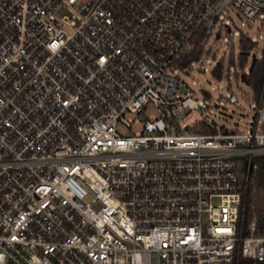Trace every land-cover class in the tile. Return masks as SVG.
Returning a JSON list of instances; mask_svg holds the SVG:
<instances>
[{
    "label": "built area",
    "instance_id": "2783aa9c",
    "mask_svg": "<svg viewBox=\"0 0 264 264\" xmlns=\"http://www.w3.org/2000/svg\"><path fill=\"white\" fill-rule=\"evenodd\" d=\"M232 15L264 20V0H0V264L264 263V232L241 231L264 83L236 132L180 77Z\"/></svg>",
    "mask_w": 264,
    "mask_h": 264
},
{
    "label": "rangeland",
    "instance_id": "374dc122",
    "mask_svg": "<svg viewBox=\"0 0 264 264\" xmlns=\"http://www.w3.org/2000/svg\"><path fill=\"white\" fill-rule=\"evenodd\" d=\"M231 22V34L222 33L219 40H216L215 35H213L206 45L208 53L199 62L194 63L186 73L180 74V77L196 93L199 101L201 100L200 96L203 94L201 90L208 92L212 103H216V108L211 110L207 117L213 120L215 124L228 131L249 132L253 94L250 87L237 81L238 64L235 63L229 68L228 61L229 56L233 55L236 58L240 54L241 37L253 40L258 46L256 52L258 54L261 52L264 42V20L258 18L254 22H244L239 17L232 15ZM259 36L261 39L258 38ZM220 63L225 68V74L217 79L212 75L211 70ZM230 95L236 97L238 105H230L226 102ZM156 114L154 107H147L140 115L126 114L125 118L140 119L143 123L146 118ZM202 120L200 114L190 111L185 112L179 119H176L175 125L180 128V133H192L197 131ZM141 129L142 124H133L131 133L139 132ZM117 132L122 136L130 134V131L122 126H117ZM253 175L255 176V174ZM249 192L251 193L250 210L252 213L249 230L252 234H258L256 232L257 220L264 213V194L258 189L255 177L247 187L246 194L248 195ZM153 264H156L155 258H153Z\"/></svg>",
    "mask_w": 264,
    "mask_h": 264
},
{
    "label": "trees",
    "instance_id": "16d2710c",
    "mask_svg": "<svg viewBox=\"0 0 264 264\" xmlns=\"http://www.w3.org/2000/svg\"><path fill=\"white\" fill-rule=\"evenodd\" d=\"M253 49L254 47L253 44L250 42V40L247 37H241L240 54L237 56V62H235V56L233 55L229 56V67L237 63L238 68L243 71L248 62L245 54L253 51ZM194 59L197 60L198 57ZM223 68L224 66L222 63L218 64L217 69L215 70V74L220 76L221 73L223 72ZM247 79L250 84L249 87L252 91L253 97L255 99H258L261 95L263 89V83H264V47L262 49L261 58L256 61L251 72L247 76ZM254 164L256 166V170L254 172L255 176L253 175V177H255V181L258 189L262 191L264 194V158H256L254 160ZM242 203L244 206V218L241 223V231L243 236H248L250 235L249 224L252 220V213L250 210V206H251L250 192L248 193V195L246 194L243 197ZM256 232L257 233L264 232V213L257 220ZM241 264H253V262L249 260H243Z\"/></svg>",
    "mask_w": 264,
    "mask_h": 264
},
{
    "label": "water",
    "instance_id": "95a60500",
    "mask_svg": "<svg viewBox=\"0 0 264 264\" xmlns=\"http://www.w3.org/2000/svg\"><path fill=\"white\" fill-rule=\"evenodd\" d=\"M227 33H230V30H229V29H227ZM219 37H220L219 35L216 36L217 39H219ZM245 55H246V57H248L250 54H249V53H246ZM255 63H256V56H255V54H251V62H250L249 68H248V74L251 72V70H252L253 66L255 65ZM247 76H248V75H246V74H242V75H241V81H242L246 86L249 87L250 84H249V82H248Z\"/></svg>",
    "mask_w": 264,
    "mask_h": 264
}]
</instances>
